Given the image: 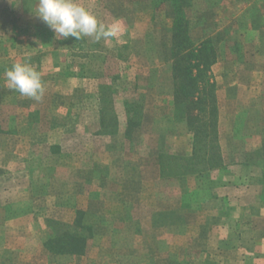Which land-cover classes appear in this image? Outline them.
I'll list each match as a JSON object with an SVG mask.
<instances>
[{"label":"rangeland","instance_id":"rangeland-1","mask_svg":"<svg viewBox=\"0 0 264 264\" xmlns=\"http://www.w3.org/2000/svg\"><path fill=\"white\" fill-rule=\"evenodd\" d=\"M77 2L104 25H117V36L99 42L91 37L57 40L34 14L38 0H0V171L13 175L23 160L21 166L31 172L33 156H49L39 169L38 177L45 180L38 184L43 185L31 190L37 197L28 198L37 211L31 224L20 229L27 240L25 248L31 246L38 255L19 264H203L211 249L207 251L205 242L190 236L195 231L192 221L201 214L175 211L190 204V197L183 193L189 189V177L175 183L162 179L160 171L159 180L155 178L148 143L143 148L115 141L116 147L109 152L118 165L108 170L93 164V148L81 152V126L94 120L93 113H87L93 110L95 87L82 82V75L97 76L115 89V104L106 112H116L123 119L132 112V124L145 119L147 127L161 128L149 116L170 96L172 6L163 0ZM188 4L190 39L196 44L206 40L216 47L219 61L213 72L219 85L222 77L229 80L222 79L220 88L232 85L231 93H237L241 87L233 86L231 80L248 79L257 60L264 63V52L257 57L254 50L264 46V0H189ZM17 62H28L40 72L45 87L40 102L7 86L5 70ZM200 88L208 101L206 78ZM227 94L219 100L220 113L229 116L222 115L223 122L231 130L225 139L230 148L225 152L231 159L244 153L254 157L255 151L232 147L243 138L237 129L253 125V118L248 111L234 115L238 102ZM47 136L49 142L58 141L52 144L63 145V150L36 144ZM206 151L200 149L199 155ZM104 154L101 151L103 158ZM81 157H86V163L81 164ZM99 169L105 174L98 175ZM173 173L172 167L164 171L165 176ZM60 235L85 239L83 251L81 244L79 253L47 250L46 244H55Z\"/></svg>","mask_w":264,"mask_h":264},{"label":"crops","instance_id":"crops-1","mask_svg":"<svg viewBox=\"0 0 264 264\" xmlns=\"http://www.w3.org/2000/svg\"><path fill=\"white\" fill-rule=\"evenodd\" d=\"M212 48L216 54V61L205 72V78L208 84L213 85L211 98L215 101L217 109L216 153L219 156L217 166L210 160L211 153L207 140L206 143L197 144L186 114L181 109L177 110L172 63L169 73L170 96L160 103L161 109L158 108V112L152 107L151 110L154 112L149 116L154 121L157 120L161 128L147 127L145 119L137 122V125L132 124V112H126L124 119L116 112L114 114L106 112L108 106L115 104V89L111 83L102 82L97 76L82 75V82L93 84L95 87L92 91L93 110L87 113L89 115L93 113L94 120L93 122L88 120V123L85 122V125L81 126V152L84 151L86 154L88 149L93 148L95 150L91 156L93 160L90 157L89 159L94 165L105 166L108 170L118 165L109 152L116 147L115 141L121 139L135 147L140 144L143 148L148 143L147 157L155 159V178L159 180L160 171L163 174L162 179L175 183L189 177L186 178L189 181V189L183 193L190 197V204L186 208L179 206L175 211L201 214L198 215L197 221H192L191 228L195 231H192L190 236L194 238L193 241L205 242L207 251L209 247L211 249L203 264H264V63L257 60V67L248 79L231 80L233 86L239 84L241 87L236 88L237 93H231L234 90L231 88L232 85L225 90L220 88V85L223 86L222 79L226 83L229 80L222 77L219 85L218 77L213 72L214 66L218 65L219 54L215 46L212 45ZM254 50L258 57L264 52V46H255ZM226 93L228 99L238 102L234 115H243L248 111V116L253 118V125L249 124L247 129H237L243 138L237 146L232 144V147L239 151L240 149L255 151L254 157L244 153L245 156L231 159L229 153L225 152L230 148L225 139L231 130L223 122L222 115L225 113H220L219 100H222ZM200 97L203 98V94ZM125 103L128 106V103ZM148 115L149 111L146 118ZM166 123L171 124L172 128L170 129V126L167 128ZM56 142L58 141L49 142L47 136L46 139L43 137L36 141V144L57 145L56 148L63 150V145L60 147V144H52ZM203 148L207 151L200 156L199 150ZM103 150L104 158L101 155ZM47 157L49 156H33L31 172L21 166L25 163L23 160L16 164L17 168L13 175H6L5 171H0V264H19L23 259L36 260L38 255L36 250L31 246L25 248L24 243L27 240L22 238L23 233L20 229L31 224L37 211L29 199L32 196L37 197L31 190L43 185L38 182L45 179L39 178L38 175L39 169L48 162ZM85 158L81 157V164L86 163ZM171 167L173 175L165 176L164 171ZM102 173L105 174L99 169L98 175ZM82 185L83 188L87 187L86 183ZM98 188L101 191L102 187ZM179 193H182L181 190ZM203 230H206L205 236L202 235Z\"/></svg>","mask_w":264,"mask_h":264},{"label":"trees","instance_id":"trees-1","mask_svg":"<svg viewBox=\"0 0 264 264\" xmlns=\"http://www.w3.org/2000/svg\"><path fill=\"white\" fill-rule=\"evenodd\" d=\"M169 2L173 10L172 37H171V63L174 80V99L177 110L181 109L187 118L195 135V142L202 143L207 140L210 150V160L217 166L216 153V107L212 100L213 85H210L209 99L201 98L203 93L200 82L205 78V72L216 61V54L209 41L199 44L189 37V21L185 11L189 8V0H164ZM196 96L198 98L196 99ZM196 99V100H194ZM46 244L47 250L56 253H79L85 246V239L58 236L56 243Z\"/></svg>","mask_w":264,"mask_h":264},{"label":"clouds","instance_id":"clouds-1","mask_svg":"<svg viewBox=\"0 0 264 264\" xmlns=\"http://www.w3.org/2000/svg\"><path fill=\"white\" fill-rule=\"evenodd\" d=\"M34 14L54 32L57 40L69 37L77 41L91 37L94 41L115 38L117 25H104L77 0H38ZM7 86L36 102L43 99L45 87L40 72L28 62L14 63L5 70Z\"/></svg>","mask_w":264,"mask_h":264}]
</instances>
